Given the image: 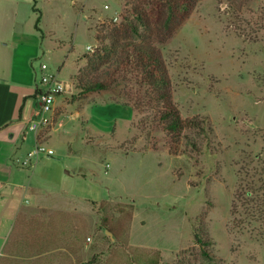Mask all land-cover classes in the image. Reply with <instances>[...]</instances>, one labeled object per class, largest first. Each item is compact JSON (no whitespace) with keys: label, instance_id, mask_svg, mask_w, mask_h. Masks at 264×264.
Here are the masks:
<instances>
[{"label":"rangeland","instance_id":"1","mask_svg":"<svg viewBox=\"0 0 264 264\" xmlns=\"http://www.w3.org/2000/svg\"><path fill=\"white\" fill-rule=\"evenodd\" d=\"M139 1L0 0V67L40 83L46 62L74 82L43 128L55 153L38 157L41 171L48 163L55 174L49 201L82 210L67 217L74 252L78 242L82 250L73 264L93 256L87 264H144V249L159 251L161 264H264L263 220L238 202L250 182L264 183V0H201L170 35L157 22L149 31L183 115L213 121L218 150L204 147L198 160L171 152L164 130L140 123L150 109L133 106L139 84L118 71L115 29L127 16L137 21ZM102 80L112 84L90 89ZM75 187L89 196L72 197ZM107 215L122 239L103 227ZM201 218L214 239L210 256L195 240Z\"/></svg>","mask_w":264,"mask_h":264},{"label":"crops","instance_id":"2","mask_svg":"<svg viewBox=\"0 0 264 264\" xmlns=\"http://www.w3.org/2000/svg\"><path fill=\"white\" fill-rule=\"evenodd\" d=\"M38 84L24 72L0 67V264L74 263L73 222L67 217L82 210L57 208L49 201L45 185L55 174L48 171V163L41 171L45 160L23 164L38 139L48 135L28 127L40 107ZM66 172L71 174V169ZM76 177L83 185L85 175ZM75 188L72 197L89 196Z\"/></svg>","mask_w":264,"mask_h":264},{"label":"trees","instance_id":"3","mask_svg":"<svg viewBox=\"0 0 264 264\" xmlns=\"http://www.w3.org/2000/svg\"><path fill=\"white\" fill-rule=\"evenodd\" d=\"M199 1L201 0H140L132 7L137 21L127 16L126 22L115 29L116 36L122 35L123 39L117 38L110 47L112 51L120 53L118 71L124 75L130 74V77L139 84L136 92L140 99L131 103L137 109H150L141 118L140 123L150 124L153 129L164 130L166 145L171 152L185 154L196 160L204 151V147L212 152L218 150L214 145L216 133L213 121L208 114H197L192 117L183 115L173 99L171 76L162 51L149 31L157 22L158 28L167 25L170 30L166 36L170 35ZM35 9L38 10L37 7ZM41 18L40 14L35 24L39 30H42ZM165 37L163 36L162 40H165ZM110 84L112 83L104 80L94 81L89 84V87L90 89L105 88ZM149 131L151 130L149 129L147 133L151 135ZM151 147L157 148V145L154 144ZM250 184L238 197V202L242 203L243 207L246 205L247 210L251 209L253 215L257 217L255 220H263L261 223L264 224V183L260 186L251 182ZM94 202L97 203L96 200ZM233 212L237 214L235 209ZM239 214L238 217H242L243 214ZM102 225L113 231L118 240L122 239L121 233L109 220L108 215L103 217ZM195 240L202 247L203 253L210 256L209 250L214 239L208 233L202 218L195 230ZM122 246L129 247V253L132 255H138L141 252L144 264H161L162 262L159 251L150 252L144 249L139 252L138 248L130 247L127 242ZM95 257L93 256L85 264L93 262ZM134 260L135 263H139L135 256Z\"/></svg>","mask_w":264,"mask_h":264},{"label":"built area","instance_id":"4","mask_svg":"<svg viewBox=\"0 0 264 264\" xmlns=\"http://www.w3.org/2000/svg\"><path fill=\"white\" fill-rule=\"evenodd\" d=\"M42 71L41 81L37 88L40 98V107L34 117L31 118L28 125L30 130L38 133L51 123L52 118L50 114L55 110L57 95L66 93L74 88V82L71 79L66 80L60 78L58 72L51 71L46 62L42 63ZM54 153V148L47 146L44 141L38 139L34 147L28 152L27 157L23 160V164H32V159L38 158L42 154L53 155Z\"/></svg>","mask_w":264,"mask_h":264}]
</instances>
